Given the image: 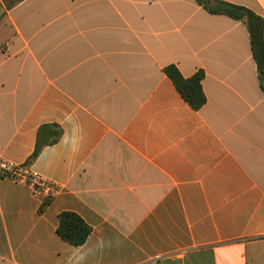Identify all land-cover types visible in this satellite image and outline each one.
Instances as JSON below:
<instances>
[{
	"label": "crops",
	"instance_id": "obj_1",
	"mask_svg": "<svg viewBox=\"0 0 264 264\" xmlns=\"http://www.w3.org/2000/svg\"><path fill=\"white\" fill-rule=\"evenodd\" d=\"M264 19V0H221ZM0 20V264H264V91L246 25L195 0H24ZM204 73L193 110L165 69ZM38 155L33 157L36 150ZM90 228L75 247L59 215Z\"/></svg>",
	"mask_w": 264,
	"mask_h": 264
},
{
	"label": "trees",
	"instance_id": "obj_2",
	"mask_svg": "<svg viewBox=\"0 0 264 264\" xmlns=\"http://www.w3.org/2000/svg\"><path fill=\"white\" fill-rule=\"evenodd\" d=\"M24 0H5L7 8ZM208 13L212 15H223L233 20L243 22L248 30L251 51L259 73L261 87L264 91V19L253 11L230 4L221 0H195ZM165 74L175 85L177 91L189 106L199 111L206 104V96L203 91L202 81L204 73L197 72L190 78H184L179 70L170 66L165 69ZM39 150L37 149L33 155L36 157ZM49 201L42 204L41 212L48 206ZM57 234L65 242L80 247L84 245L91 234V228L75 213L63 212L59 215V226Z\"/></svg>",
	"mask_w": 264,
	"mask_h": 264
},
{
	"label": "built area",
	"instance_id": "obj_3",
	"mask_svg": "<svg viewBox=\"0 0 264 264\" xmlns=\"http://www.w3.org/2000/svg\"><path fill=\"white\" fill-rule=\"evenodd\" d=\"M8 179L27 187L33 198L44 202L58 193L59 187L41 176L29 164H17L0 157V180Z\"/></svg>",
	"mask_w": 264,
	"mask_h": 264
},
{
	"label": "rangeland",
	"instance_id": "obj_4",
	"mask_svg": "<svg viewBox=\"0 0 264 264\" xmlns=\"http://www.w3.org/2000/svg\"><path fill=\"white\" fill-rule=\"evenodd\" d=\"M5 7H7V3H5ZM4 12H5V10H4L3 6L0 4V20L3 18Z\"/></svg>",
	"mask_w": 264,
	"mask_h": 264
}]
</instances>
